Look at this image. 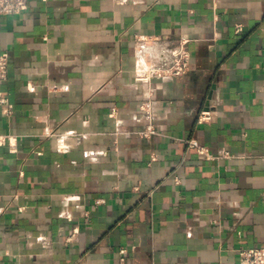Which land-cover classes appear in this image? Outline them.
I'll return each mask as SVG.
<instances>
[{
    "label": "crops",
    "instance_id": "obj_1",
    "mask_svg": "<svg viewBox=\"0 0 264 264\" xmlns=\"http://www.w3.org/2000/svg\"><path fill=\"white\" fill-rule=\"evenodd\" d=\"M0 54V264L264 245V0H29Z\"/></svg>",
    "mask_w": 264,
    "mask_h": 264
},
{
    "label": "built area",
    "instance_id": "obj_2",
    "mask_svg": "<svg viewBox=\"0 0 264 264\" xmlns=\"http://www.w3.org/2000/svg\"><path fill=\"white\" fill-rule=\"evenodd\" d=\"M29 0H0V17L8 15H17L22 13L28 5ZM189 52L182 48L180 49L177 60L169 67H166L159 72L164 75L181 76L188 71L189 68ZM8 72V59L5 55L0 54V81L5 79ZM116 109H112V113H115ZM209 117L207 111L200 113V119H207ZM156 131L153 125L150 123L146 129L141 132L143 137H150L155 134ZM186 144L190 147H196L202 150L195 139L185 140ZM122 253L125 252L121 249ZM237 255L241 264H264V245L258 247H242L238 249ZM121 264H126L122 262Z\"/></svg>",
    "mask_w": 264,
    "mask_h": 264
}]
</instances>
